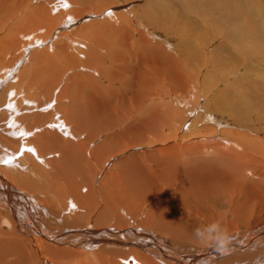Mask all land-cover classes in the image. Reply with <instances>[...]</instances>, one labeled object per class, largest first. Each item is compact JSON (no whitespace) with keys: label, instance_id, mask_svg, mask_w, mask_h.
Listing matches in <instances>:
<instances>
[{"label":"bare ground","instance_id":"1","mask_svg":"<svg viewBox=\"0 0 264 264\" xmlns=\"http://www.w3.org/2000/svg\"><path fill=\"white\" fill-rule=\"evenodd\" d=\"M59 1L62 2V6H64L65 8H66V6H68V7L70 6L66 2V0H59ZM73 1H75V0H73ZM90 1L92 2V0H81L79 3L85 6L86 4L90 3ZM111 1H109V0L108 1L97 0V2H98L97 8H101L100 11L103 12L106 9V7L110 4ZM169 2H170V0H169ZM172 2H174V1H172ZM188 2H189V0H188ZM196 2L198 3L197 5H195L196 8L194 7V11H197V17H198L196 19L197 20L196 22L193 19L191 20V18H190L191 15L189 16L188 13H185L184 16L182 17L176 11H171L172 9H167V8L165 9V8H162V7L157 6L155 4H152V3H150L148 5V9L145 8L146 9L145 13H142V14H144V15H142L144 22L153 23V24L151 26L149 25L150 28H152V31H150L149 33L145 32L143 30L140 32L137 31L138 36L140 37V40L137 39V41H140V43H138L140 45L138 48L141 47V49H140V52L142 55V56H140L141 60L144 63L145 62L146 63L149 62V63L146 64V69L148 71L145 72L144 76L141 77L140 75L137 74L138 77H137V80L135 82L136 83L135 86L137 85L136 92H138V94H136V95L139 96L138 99H140V101H141L142 98H140L141 97L140 95L144 96V95L148 94V93L146 94L145 92L160 89L162 94H159L160 92L157 93L158 97L166 95L167 97H170L169 98L170 103L166 104V102H163V103L160 102V103H158V105L156 107L153 106L154 107L153 112H154L155 116L158 117L157 120H159V118H160L159 130L157 129V131L156 130L153 131V129H152L151 132L149 130H147L148 132H146L145 128L140 127L138 129V128H135L137 126H134L133 124H131L133 126L134 130L131 129L132 126L128 129H131L129 131L133 130L131 132V133H133L132 138H130L128 132L127 131L125 132L124 130L123 131L125 133L122 134L124 137L123 136L117 137V139L118 138L121 139L123 137L122 138V140L124 139L123 140V142H124L123 146H122V144L119 145L121 140L119 142V139H118V141H117V139L116 140L112 139V137H113L112 135L110 136L111 139H109V136H108L107 140L103 139L104 137H102V131L100 130V128H98V127L95 128V126L93 125L94 121L96 120L94 118L96 113H97V115L100 113L97 110V105L95 106V104L98 103V101L95 104H93V102H92L93 99L96 101L97 98H95V97H93V98L87 97L86 98L85 97L86 98V100H85L86 105H84V108H81V109H74L73 108V109H71L76 104H80L74 98L75 101L74 102L72 101L73 103L71 104V108L69 109V108H66V106L62 105L61 101L59 103L58 102L59 100L56 101V99L53 98V95H54L53 93H55V92L52 93L51 86L54 87L56 85H54V84L50 85V83H47L46 81H42L39 79H32V75L34 76V73L32 70H28L29 76H28V74H27V76L30 78H25L23 76L24 74L23 75L21 74L22 77H20L19 83L15 87H13V86L8 87L9 84L7 83V77L12 74L11 71L6 72L9 75H7L6 77L4 76V80L0 79V90H1V93H0V142H1L0 143V263H8V264H126V263H128V264H132V263L133 264H250V262H247V261L248 260L250 261L251 258L255 259V256L257 255L255 252H257V250H258V253H260L258 255L263 256V257H262L261 261L257 260L258 263H256V264H264V237H263L264 235L263 236L260 235V237L258 238L259 239L258 241L255 239H250V240H242L241 242H239L240 240L237 241V238L241 239V237H239V235L238 236L226 235L227 238L222 240V241H221V239L218 240L215 238L213 245L211 247H209L208 250L206 248V250H207L206 252L202 251L203 253H201L199 251L195 252V250H194V252L192 251L193 253H191V250H190V254H186L188 252L183 250V251H181L182 252L181 254H178L177 252L170 254L166 250V248H164L165 241L164 242H161V240L158 241L156 236H150V235L149 236L146 235L147 237L144 235L142 236L140 233L142 230L139 227H142L144 229V227L147 226L145 228L152 229V227H155V229L158 230L160 233L171 235L172 238L176 237V239H180L181 242L183 241L184 243H189V241H192L191 243L195 244L196 243L195 241L198 238L200 239L199 236L207 237L209 239V241L211 239L210 235L206 236L207 234L205 233L206 231H208L207 226L209 224L207 223L208 225L205 226L203 224L204 222L201 223L200 220H193L189 217L190 215L183 216L181 214V212H182V210L185 212L184 207H182L183 209L181 210V212L178 209V207L181 208V204H182L181 201L178 202V199L176 198V200L170 199L172 201V202H170V200H166L162 196H160V194H159L160 192L158 193V190H160V189H158V190L156 189V186L158 188V183L160 184V186H162L164 188L166 187L167 189L168 188L169 189L174 188L173 186L175 185V186H177V189H178V191L175 190L176 193H178V194L182 193L180 195L191 196L193 199H195V198L197 199L199 196H204V197H202V198H204V200L205 199L207 200V197H211V198L217 200L219 197L215 198V195L220 194L222 197L224 195L227 196L226 193H227V191L229 192L230 190L233 191V194H235V193L237 194L238 191L236 190V187L239 185V183L242 179V177H240V173H242V175H243L244 173L249 174L250 172H252V173H257L256 176H261V175H263V176L261 178L262 180L259 181L260 183H258V182L255 183V182H252L249 180L250 182H248V185L250 187L247 190V199H246L247 202L246 203L249 207L255 206L258 203L259 199H264V46H262V44H264V30H263V28H261V31H260V33H257L258 35L256 38L260 43H262L261 46L260 45L259 46L253 45L252 42L254 43V38H253L254 35L253 36L250 35V33L252 32L250 30L252 28V26L250 25L249 14H248L249 12L254 13V17H255V19H257V22H258L257 26L259 27L261 21H263V20H261V15L264 14V10L261 9L262 8V4H260L261 0H226L225 2L222 1L220 3H216L215 0H210V1L206 0V2H205V0H197ZM18 3L15 4V2H12L11 6H10L11 7L9 10V15H11L10 20H12V18H13L12 16L14 15V10H16L17 6L19 5ZM229 3L237 6V8L231 7L232 12H236V14H233V15L229 14V12H230L229 6H231ZM224 4L227 7L224 6ZM143 5H144V3H143ZM202 5L204 7H206V9ZM71 7H72V5H71ZM77 8L79 10H81L79 8V6ZM32 11H33V9H32ZM142 11H143V9H142ZM182 11H183V9H182ZM20 12L22 13V11H20ZM101 12H100V14H101ZM125 12H127V10ZM261 12H262V14H261ZM1 13L3 14L4 11H2ZM113 13H111V14H113ZM27 14H29V13L27 12ZM111 14H110V16H111ZM24 15H25V13H24ZM88 15H90V14L88 13ZM92 15L94 16V14H92ZM240 15H241V17H240ZM4 16H5V14H4ZM60 16H61V18L66 19L67 13L60 14ZM138 16L140 17V14ZM242 16H244V17H242ZM43 17H45V18H43ZM80 17H82V16H80ZM117 17H118L119 24H116V23H115V25L109 24V26H106V28H105V31H107V36L110 35V37L112 39V43L114 41H117L119 43L118 44L119 47H117L116 51L111 52V53H114L112 55L113 57L111 59H114L113 60V61H115L114 65L117 64L116 67L119 69V71L117 72L116 68L113 67L114 71L116 72V75L114 74L111 78L113 83L115 82V80H117V82H118V81H122V79H126L125 76L128 75L129 73L127 71L125 73L124 70L122 69L121 64L124 65L123 59H126L125 65H126V68L128 69V71H130L128 68L129 64L131 63L130 59L135 57L133 52L136 53L138 51L137 50L138 48L135 49L136 46H138L137 44L134 46L133 42H130V43L127 42L128 39L132 40V41L134 40L133 37H134V34L136 32V31L132 32V30L129 28L131 26V21L129 20V18H124V17H121L119 15ZM27 18H28V15H27ZM56 18L50 19L49 13H43V14L39 15L38 17L29 18V20L30 19L37 20L36 22L34 21L35 23H33V21H32V25L39 27V25L40 26H51V25H53L49 22H54V19H56ZM263 18H264V16H263ZM2 19H3V17H2ZM22 19H23V17H22ZM68 19H69V16H67V20ZM119 19H121L122 22H120ZM229 19H236V20L232 21ZM59 20H61V19H59ZM71 20H72V17H71ZM247 20H248V23H247ZM95 21H97V18ZM160 21H162L165 24H168L170 27H172L175 30L174 32L170 31L171 36L168 35L172 39H173V37L177 38L179 36V33L183 34V32H186V35H188V37H189V35H191L194 31H199L201 33H206L205 37L208 39L205 42L206 48L210 47V49L212 50L213 46H211V45H214L212 42H214V39L216 40L218 38V40L220 42H218L219 44H216L218 47L217 51H220L223 48H227V49L237 51V54H232V53L228 54V57L226 58V62L220 61L221 63H216V66H215V63L213 62L215 60V57L214 58L209 57L206 59V51L208 49L205 51V48L203 47V45L200 46V44H202L201 42H200V44L195 42V45H192V46L189 44V45H186L185 47H183L184 46L183 45L182 49L177 50V56L179 54V59H180V56L182 57L183 60L187 59L189 61L190 60L192 61L193 59H195L196 61L202 62V64L205 65L206 67H208V68L211 67V69L210 70L208 69V71L206 72L208 74H205L202 77L206 81L210 80L211 82H214L213 84H208V87L205 86L207 88H206V91L203 90L202 94H205L203 97H202V94H199L198 90L196 93H193L191 95L192 96V102H190L184 108H180V110H178V109L176 110L175 109L176 107L173 108L174 107L173 105H182L183 103H186L189 100H191L190 99L191 96L189 98V96L187 95L190 93H187L185 95L187 97L180 96L181 91L184 88V85H186L190 89L192 87L197 88L196 84L198 83V81H201V79L198 80L196 83V81L192 80L191 74H189L187 71V69L189 67H187L185 65V66H182L183 68H181V65H179L180 66V68H179L176 65V62H173L174 59L170 58L171 56L168 53L167 54L170 57H168L163 52L158 53V52L154 51V49H153L154 47L153 48L150 47V44L148 43L147 39H148V37H150V39H151L152 38L151 36H157V34H156L157 32L155 33V31H154L155 29L158 30L159 32H161L162 34L163 33L167 34L169 32L167 30H164V29L158 27V22H160ZM17 22H20V20ZM66 22H69V21H65L64 23H66ZM100 23H102V22L100 21ZM244 23H246V24H244ZM14 24H16V22ZM29 24H30V22H29ZM29 24H27V25L30 26L31 24L30 25ZM105 24H106V22H105ZM261 24H263V23H261ZM0 26H1V24H0ZM28 26H26V28ZM20 27H22V26H20ZM53 27H51V29ZM140 27H142V29L144 28V30H145V26L143 24L140 25ZM2 28H3V25H2ZM4 28H5V26H4ZM29 28H27L26 30H28ZM90 28H91V26H90ZM246 28H250V29H246ZM31 29H32V26H31ZM85 29H87V28H85ZM100 29L103 30V28H100ZM92 30H93V27H92ZM92 30L90 29V32ZM120 30H121V33H120ZM209 30H210V32H209ZM31 31H33V30H31ZM49 31H51V30H49ZM24 32H26V31H24ZM92 32H94V31H92ZM208 32H209V37H208ZM30 34H32V32ZM85 34H88V32H85L84 35ZM94 34H95V32H94ZM181 34H180V37H181ZM27 35L28 34H24L25 37ZM145 36H147V39L145 38ZM0 37H2V36L0 35ZM16 37H17V35H16ZM21 37H23V36H21ZM21 37H20V39H21ZM58 37H56V38L54 37L55 40ZM73 37L77 39L79 36L78 37L73 36V33L70 34L69 31L67 33L64 32L60 35L59 40L55 44L56 49L51 46L52 49L57 50L56 55H55V59H57V60H53V61L51 60L53 62V65H55L56 63H59L58 65L65 68V70L77 69V68H80L81 70H85V68L82 67L84 65V63H82L79 60L80 57L86 59L87 60L86 62L88 63V65L91 63L93 64L98 60V55L101 56V54L103 53L101 48L108 46V45H106L108 42L107 43L105 42V40H107L108 38H106L105 40L96 38L94 41H91L90 43L85 45L84 44L85 42L84 43L82 42V44L80 42L75 43L74 42L75 40L73 41ZM93 37L95 38L96 36H93ZM188 37H187V39H188ZM42 38H43V36H42ZM252 38H253V40H252ZM158 39H161V37H159ZM55 40H53V41H55ZM108 40H110V39H108ZM164 40H165V42L167 41L166 38H164ZM189 40L192 41V39H189ZM149 41H151V40H149ZM19 42L21 43V41H19ZM104 42H105L106 46H103ZM216 42H217V40H216ZM4 43H6V42H4ZM256 43H257V41H256ZM2 44H0V46ZM38 44H39V42H38ZM108 44H110V43H108ZM134 44H135V42H134ZM113 45L114 44H111V48ZM46 46L49 47L50 45H46ZM178 47L180 48V46H176V48H178ZM0 48H2V47H0ZM3 48H5V47H3ZM121 48H122V50H121ZM173 48H174V46H173ZM2 50H4V49H2ZM17 50H19V49H17ZM20 50H21V48H20ZM23 50H25V49H23ZM135 50H137V51H135ZM173 50H171V51H173ZM9 51H10V49H9ZM71 51H73V52H71ZM14 52H15V50H14ZM106 52H107V50H106ZM159 52H160V49H159ZM164 52H165V50H164ZM181 52H183L185 54H180ZM207 52H209V50ZM4 54H6V53H4ZM191 54H193V56ZM40 55H41V53H40ZM208 55H211V54H208ZM42 56L43 57L46 56L44 59H46L47 57H50L49 51L45 50L43 52ZM103 56H105V55L103 54ZM211 56H213V55H211ZM38 57H40V56H38ZM109 57H110V55H109ZM212 58L214 60H212ZM13 59L14 58H12V61H13ZM103 59H105L104 61H107L106 56ZM175 59H177V58L175 57ZM17 60H19V59H17ZM6 61H8V60H6ZM195 62L193 61L192 64H194ZM32 63H34V62H32ZM41 63L44 64V62H41ZM50 64H52V63H50ZM169 64H173L176 66V69L174 72H172L173 68ZM36 65H35V68H36ZM45 65H46V63H45ZM106 65L107 64H105V66ZM244 66H246L245 72L247 74L250 73L249 76L244 74V72H243V74L245 75V77L243 75H241L242 74L241 71H242V68ZM92 67L94 68V66H92ZM32 68H33V66H32ZM216 68H218L217 70H220V71H217ZM86 69L88 70V68H86ZM89 69H91V68H89ZM110 69H112V68H110ZM162 69H164L166 71H164ZM252 69H254V71H252ZM56 70H57V68H56ZM105 70H107V69H105ZM21 71H22V69H21ZM195 71H197V70H195ZM195 71H194V73H195ZM50 72L53 73V71H50ZM72 72H74V71H72ZM76 72H78V70ZM79 72L81 73V71H79ZM95 72H96V69H95ZM24 73H25V71H24ZM85 73H87V72H85ZM108 73H110V72L108 71ZM3 74L5 75V72ZM90 74H91V72H90ZM93 74H95V73H93ZM73 76H75V75H73ZM84 76H85V78H83L84 80H83L82 85L87 84V83H89V85H91V84H95V82H97V81L91 82L93 80L91 75L86 76L84 74ZM197 76H199V75H197ZM97 77H100V76H98V74H97ZM68 78H70V77L68 76ZM75 78H77V76ZM133 78L136 79L134 76H133ZM71 79H72V77H71ZM193 79H195V76L193 77ZM112 81L108 82L111 85L107 84L105 86V89L107 88L106 91H109V93L115 92L114 94H112L113 95L112 99H116V98L119 99V97L121 96L119 99V102L116 101V103H115V105H118V106H115V107H117V110L121 109V111H120L119 115L117 114L118 116L115 115L116 117L113 116L114 114L112 112L111 113L113 115L108 111V108L111 105H113V103L115 102V100H114V101H112V104L106 102L109 106L106 104L107 105V106H105L106 112H103V113L104 114L110 113V114H107L108 115L107 117H109L110 120H108V119L107 120L111 121V122L116 121L117 123L115 122L114 124H118V121L120 119L123 120L124 123H126V121L129 122V121H131L130 120L131 117L129 116L128 113L126 114L125 110L128 107H131L133 102L136 101V99L134 100L132 98L134 101H132V99H131V101H132L131 106H128L129 102L128 103L126 102V104H128V105L125 104L126 106H128L126 108V106L124 105L125 102L123 100L125 98V96L123 97V95L126 93L125 92L126 89L124 87H120V88L115 87L114 84L112 83ZM71 82H72V80H71ZM6 84H8V85L6 86ZM98 84H99V81H98ZM154 84H155L156 88L153 86ZM120 85H121V82H120ZM129 85L130 84H128V86ZM60 86H62V85H60ZM65 86H66V84H65ZM91 87H93V86H91ZM99 87H100V85H99ZM73 88L71 91H73ZM75 88H77V87L75 86ZM65 89H67V88H65ZM81 89H83V88H81ZM134 89H136V88H134ZM163 89H164V92H163ZM68 90H70V89H68ZM77 90H79V86H78ZM100 90H101V87H100ZM83 92H84V90H83ZM79 93H81V92H79ZM130 93H127V94H130ZM139 93H140V95H139ZM143 93H145V94L143 95ZM178 93H180V94H178ZM56 95H54V97ZM86 95H87V93H86ZM112 95H110V96H112ZM133 96H135V95L133 94ZM100 97H98L99 100H100ZM158 97L155 96V98H153L152 100L161 101L158 99ZM165 97H164V99H166ZM56 98H57V96H56ZM130 98L131 97H129V99H127V100L125 99V101H128V100L130 101ZM164 99H162V100L164 101ZM187 99H189V100H187ZM109 100L110 99H108V101ZM143 100H146V99H143ZM106 101H107V98H106ZM147 101H149V100H147ZM135 103L136 102H134V104ZM137 103H140V102L137 101ZM89 106H91V107H89ZM182 106H184V105H182ZM133 107L135 108V106H133ZM143 107H145V106H143ZM151 108H152V106L150 105V109ZM89 109L91 110V112ZM131 109H133V108H131ZM2 110H7L9 114L7 112H6V114L3 113L5 116L1 117V111ZM140 110L141 109L138 108L137 112H139ZM110 111H114V110L112 109ZM122 112H124V113H122ZM144 112H146V110ZM101 114L102 113H100V115ZM124 114H126L128 117L124 116ZM149 115H150V113H149ZM214 115H216V116H214ZM17 117H19V118L16 119ZM100 117H102V116H100ZM145 117H146V115H145ZM134 118L135 117H133V119ZM222 118L223 119L226 118L225 119L226 122L224 120H222ZM3 120H4V122H3ZM2 122L4 125H1ZM98 122L99 121H97V123ZM155 122L153 123L154 125H155ZM104 123H106L105 120H104ZM133 123H134V121H133ZM148 123L150 124V122H148ZM87 124L90 125L91 127L94 126L95 129L93 127L92 128L88 127ZM114 124L111 126L115 127ZM174 125H177L176 130L174 129V132H173V133H175L173 136V139H176L175 143L172 142V143H170V145H166V146H164L162 144L164 147H161L157 150H154L155 148L153 147L154 149L152 150V152L144 154L145 160L148 159V161H151L150 163H152V164L149 163L150 167L146 168L147 166H145V164H144L145 160L138 158L141 161L140 164L143 166L141 168L147 169V171H146L147 175H145L144 176L145 178L144 179L142 178L143 180H141L139 175L142 172V169L140 168V166L138 164L134 165V163H131V162L128 163L127 162V161H130L131 159L128 160V157L125 156V151L128 149H131V147H134L136 145H140V144H144V143L150 144V135H152V137L155 139L154 141L152 140L153 143L157 142V141H163V139L158 140V137L163 134L165 128L171 127L170 129L172 130V126H174ZM100 126H103V125L101 124ZM218 126H222V128H219ZM224 126H226V128ZM188 127H190L192 136H190V138L187 139L188 142L183 143L182 140H184L185 137L179 136V133L188 129ZM151 128H153V126ZM116 129H118V128H116ZM128 129L126 128L125 130H128ZM209 129L211 130L210 131L211 135H213V137L215 139L207 140L208 142L212 143V146H208V147L206 146V148H202V150L207 151V152L210 151V152H212V154L215 153V155L216 154L219 155V157L221 159H223V161H220V160L215 161L214 160L215 164L213 163V165L210 163H212L214 161L210 162L209 164L207 163L209 166H201L200 165L198 168L203 170V174H200V173H202V170H196V172H194V174L184 173L183 170L187 166L184 165L183 163H182L183 165L180 164V162H179L180 158L178 159V157L176 155L177 152L185 151L188 153H192V152L196 151V153H197V151H199V150H195L196 147L191 148V146H192L191 143L197 139V138H195V136H193V134L195 131L199 132L201 130H209ZM112 130H113L112 128L110 131L108 130L109 133H111V134L115 133V132H111ZM120 130H121L120 133H122L123 132L122 129H120ZM104 133H105V131H104ZM106 133L108 134V132H106ZM116 133H117V131H116ZM118 135L119 134H117V136ZM115 137H116V135H115ZM115 137H113V138H115ZM125 137L126 138L129 137L127 139L126 143H125V140H126ZM169 138L170 137H166L163 142H167V141L170 142ZM98 139H101V140L103 139L104 141L103 140L98 141ZM243 139L245 140L244 142H242ZM10 143L14 144V146H13L12 150H9L10 153L7 154L6 145L11 147L12 145ZM158 144H160V143H158ZM143 147L145 148L146 146H143ZM148 149H150V148H148ZM185 152H183V153H185ZM121 153H124V155H122ZM118 155H122L123 157L125 156L123 161L126 162V165H127L126 169H125V167L120 165L121 169H122V174L117 173L118 169H116V167L115 168L112 167V165H113L112 162H113L114 158ZM159 155L162 158H160ZM164 157H166V158H164ZM227 157L229 158V160L226 159ZM181 158H182V156H181ZM204 162H207V161H204ZM193 163H195V162H192V164ZM228 164H231V165L229 166ZM107 165H108V167L111 166L112 168H110L109 171H105L106 172L105 176L108 179H106L104 177V179L102 180L103 182L105 180H111L115 183V181H116L115 179H118L120 177L119 180H121V182H122L120 185H122L121 187H123L125 181L123 180L124 181L123 182L122 179H124L125 177L128 176V175L126 176V173H125V171H126L127 173H129V176H130L129 179H131L133 184L138 187V188H134L132 185V182L130 181L131 185H132V189L129 188L128 191L132 190V192H133V195H132V193L131 194L128 193L129 195H132V198H129V200H131L130 202L137 201L136 198L138 197L139 193L142 192L141 190H142L143 185H141L139 183L138 179H140L141 183L146 182L145 185H146L148 191H147V193L144 194V199L140 203H141V205L144 203L149 205V206L152 205L153 211H154V213H157V215L160 217L159 219H155L154 217H152V214L145 213L146 217L145 218L143 217L144 220L142 219L143 221L142 220L140 221L138 216H139V208L141 206L139 204H136V202H135V204L137 206L134 205L135 207H130L129 206V205H131V204H129L130 202L128 201L129 203L127 204L126 203L127 201L124 198L126 196V194L125 195L120 194L121 196L118 197L119 199L117 200L118 204H116V207L109 208L110 206L107 205V206H109L108 207L109 211L107 210V208L105 209V207H103L104 209L102 208L103 209L102 211H99L98 205H96V202H94V201H93L94 204L92 206L90 205L91 207H93V211H91L89 209L87 212L83 211L82 207H84V205H86L88 200L90 201V199L88 198V196H90V195L89 194L83 195V194H80V192L77 190L68 189V188H70V185L68 186V184L65 181L69 180L72 177L73 178L78 177L79 183H80V178H81V180L89 178V180L92 182V180H91L92 178L90 179V177L92 175L93 176L95 175V177H96L97 172L99 170L102 171L103 168ZM187 168L189 169L190 167H187ZM120 172H121V170H120ZM238 173H239V176L236 178V174L238 175ZM78 178L76 181H78ZM125 180H126V178H125ZM71 182H73V181H71ZM77 183L78 182H76V184ZM114 183H112V184L109 183L108 185H114ZM69 184H71L72 186L74 185V183L73 184L69 183ZM85 184H87V183H85ZM93 184L94 183H91V185H89V186H92ZM101 185H103L102 182H101ZM105 185L108 186L106 184V181H105ZM127 185H128V183H127ZM72 186H71V188H72ZM106 186H103V187L109 189L110 190L109 193H110L112 191L110 189L111 187L108 186L109 187L108 188ZM114 186H118V185L116 184ZM124 186L126 187V185H124ZM79 188L83 189L81 187H79ZM98 188L99 189L101 188L100 189L101 191L103 190L102 187L100 186V184H99ZM237 188H239V187H237ZM246 188L247 187H245V189ZM99 189H97V191ZM120 190H122V188L118 189L119 192H120ZM124 190H122V191H124ZM249 191H251L255 194L253 198L250 195ZM93 192H96V190ZM105 192L106 191L104 190L103 193H105ZM231 193L232 192H230V194ZM32 194H36V196L32 195ZM112 194H114V193H112ZM112 194L110 196L112 198H114L115 196L113 197ZM178 194H177V196H178ZM227 194H229V193H227ZM99 196L100 195H98V197ZM231 196H232V194H231ZM185 197H184V200H185ZM112 198L110 200L115 201V198L114 199H112ZM96 199H97V197H96ZM238 199H241V198H238ZM101 200H103L102 202H105L104 199H101ZM97 201H99V200H97ZM134 202H132V204ZM198 202H200V201H198ZM263 202H264V200H263ZM90 203H88V204H90ZM179 203H181V204H179ZM194 204H193V207H195ZM200 204H202V203H200ZM99 205L101 206V204H99ZM122 205L129 211L128 213H130V215H131L132 219L135 221V223H137V225L139 224L138 225L139 229L138 228H130V229H125V230H115L114 229L115 227L112 229L100 228L101 227L100 224H102L100 222H102V218H104V216H105L104 219L107 218L108 221H111V222L112 221H114V222L118 221L117 217H120L119 210L120 209L124 210V208L121 207ZM147 205H145V206H147ZM214 205H215V203H214ZM164 206H166V208ZM167 207L169 208V211H164L167 209ZM186 207H188V205ZM233 207H235V205ZM238 207H240V206H238ZM259 207H260V205H259ZM86 208H87V206H86ZM81 209H82L81 213H78ZM140 209L142 210V208H140ZM143 209H144V207H143ZM191 210H189V211H191ZM97 211H99V212H97ZM219 211H221V209ZM234 211H236V210H234ZM149 212H150V210H149ZM191 212H193V210ZM222 212L217 214L216 219L214 217V219L217 221H214V220L213 221L216 222L215 223L216 225H219V226H216L213 224L214 226H213L212 231H214V235L221 233L222 229H223L222 227H224L225 229L228 228L229 226L233 227L231 222H227V223L225 222L224 217L221 219V216H222L221 213ZM36 213H39V216H37ZM215 213H216V210H212V211L208 212L207 213L208 215L206 214L205 217H204V215H205V213H204L203 217L209 221V220L213 219V216H216V215H214ZM238 213H239V211H238ZM238 213H237V215H238ZM65 214H67V215H65ZM195 214H196V212L194 213V215ZM197 214H199L198 211H197ZM239 214H241V213H239ZM95 216H97V217H95ZM198 216H200V215H198ZM191 217H193V216H191ZM56 220H57V224L54 225ZM107 220H106V222H107ZM115 220H117V221H115ZM88 221L89 222L92 221L93 223H88ZM124 222L125 221H123V219H121V223L117 222L118 225L116 223L115 224L118 227L119 226L121 227V226H124ZM223 222L226 223L225 225L223 224L224 226L221 224ZM125 225H126V223H125ZM143 225H144V227H143ZM227 225H228V227H226ZM134 226H136V225H134ZM54 227H56V229ZM256 228H257V232L259 233L261 231L263 232L264 226H262V227L256 226ZM122 229H124V228H122ZM121 231H125L124 233H129L128 235H131L134 233L138 234V237H140L139 236V234H140L142 236V237H140V239H142L143 241L140 240V241H136L135 243H130V242L127 243V242H125L126 240L123 241L124 238L122 240H121V238L116 239V236L117 237L124 236V234L120 233ZM223 232H224V230H223ZM225 232L227 234L226 230H225ZM153 233H155V232H153ZM106 234H109V236H106ZM223 238H225V236ZM200 240L202 241V239H200ZM174 241H176V240H174ZM209 241H207V242H209ZM162 243H164V244H162ZM114 244L115 245H123L124 247L128 246V248H123V247L114 248L113 247L114 249H111L112 245H114ZM209 244H210V242H209ZM131 246L135 247V248H131ZM149 246L153 247V249L152 248L148 249L147 247H149ZM205 246H206V243H205ZM165 247H167V246H165ZM185 247H187V246H185ZM260 248H261V250L259 252ZM121 249H124V250H121ZM243 260L244 261L247 260V261L243 263ZM254 262H256V260L251 261V264H255Z\"/></svg>","mask_w":264,"mask_h":264},{"label":"rangeland","instance_id":"2","mask_svg":"<svg viewBox=\"0 0 264 264\" xmlns=\"http://www.w3.org/2000/svg\"><path fill=\"white\" fill-rule=\"evenodd\" d=\"M29 1V2H28ZM53 1V2H52ZM59 0H0V13L2 12V11H4V13L1 15L0 14V24H1V26H0V35L2 36V37H0V44H2L0 47H2V48H0V79L1 80H4V76L6 77L7 75H9V74H7L6 72L7 71H11V75H9L8 77H7V83L9 84H6V86L8 85V87H15L18 83H19V79H20V77H22V75L25 77V78H30V77H28L29 76V71L28 70H32L33 71V73H34V76L32 75V79H39V80H42V81H46L47 83H50V85H52V84H54V85H56V86H51V91H52V93L53 92H55V93H53L54 95H56L57 96V98H56V96L54 97V95H53V98L54 99H56V101H58L59 103H60V101H61V104L62 105H64V106H66V108H71V104L75 101V100H77L80 104H76L75 106H73L71 109H81V108H84V105H86L85 104V100H86V98L87 97H95V98H97V100L95 101L94 99H93V104H95L97 101H98V103H96L95 104V106L97 105V110L100 112V113H102L101 115H100V113L97 115V113H96V115H95V121H94V123H93V125L95 126V128L96 127H98V128H100V130L102 131V137H104L103 139H108V136H109V139H111V135L113 136V137H115V135H116V137L115 138H113L112 137V139H117V137H121V136H123L122 134L123 133H125L126 131L128 132V134H129V136H130V138H132V134L133 133H131L133 130H134V128H133V126L131 125V124H133L134 126H137V127H135V128H140V127H142V128H145V130H146V132H148L147 130H149L150 132L152 131V129H153V131L154 130H156L157 131V129L159 130V127H160V118H159V120H157V116H155V114H154V107H156L157 105H158V103H160V102H166V104H169L170 102H169V98L170 97H167L166 95V97L165 96H159L158 97V94L157 93H159V94H162L161 93V90L159 89V90H153V91H149V92H145L147 95H144L145 93H143V95L144 96H142V95H140V93H139V95L141 96L140 98H142V100L143 99H146V100H141L140 101V99H138L139 98V96L138 95H136V94H138V92H136V90H137V85L135 86V82H136V80H137V77H138V75H140L141 77L142 76H144L145 75V72H147L148 70L146 69V64H148V63H144L142 60H141V57L140 56H142L141 55V52H140V49H141V47L140 48H138L140 45L138 44V43H140V41H137V39H139L140 40V37L138 36V32L137 31H145V32H150V31H152V28H150V26L153 24V23H148V22H144V19L142 18V15H144V14H142V13H145V11H146V9H148V5L150 4V3H152V4H155V5H157V6H160V7H162V8H167V9H172L171 11H176L179 15H181L182 17L184 16V14L185 13H188L189 14V16H190V18H191V20L193 19L195 22L197 21L196 19L198 18L197 17V11H194V7L196 8V6L195 5H197L198 3L195 1V0H189V2H188V0H170V2H169V0H109V1H111L110 2V4L106 7V9L103 11V12H101L100 11V9L101 8H97L98 7V2H97V0H92V2L90 1V3H88V4H86L85 6L84 5H82V4H80L79 2L81 1V0H75V1H73V0H66V2L68 3V5H70L69 7L68 6H66V8L64 7V6H62V2L61 1H59ZM77 1V2H76ZM96 1V2H95ZM100 1H108V0H100ZM142 1V2H141ZM172 1H174V2H172ZM195 1V2H194ZM210 1V0H209ZM225 2L226 0H215V2L216 3H220V2ZM12 2H15V4L16 3H18L19 5L17 6V8H16V10H14V15L12 16L13 18H12V20H10V17H11V15H9V10H10V6H11V4H12ZM22 2V3H21ZM37 4H35V3ZM127 2V3H126ZM194 2V3H193ZM205 2H206V0H205ZM25 3V4H24ZM125 3V4H124ZM143 3H144V5H143ZM146 3V4H145ZM167 3V4H166ZM188 3V4H187ZM196 3V4H195ZM194 4V5H193ZM200 4V3H199ZM226 4V3H225ZM224 4V6H226ZM230 4V3H229ZM260 4H262V8L261 9H263L264 10V0H261V2H260ZM47 5V6H46ZM71 5H72V7H71ZM162 5V6H161ZM171 5V6H170ZM178 5V6H177ZM191 5V6H190ZM231 6H229V8H230V12H229V14H236V12H232V9H231V7H233V8H237V6L236 5H234V4H230ZM8 6V7H7ZM29 6V7H28ZM36 6V7H35ZM58 6V7H57ZM79 6V8L81 9V10H79L77 7ZM88 6V7H87ZM103 6V5H102ZM203 6V5H202ZM25 9H24V8ZM46 7V8H45ZM62 7V8H61ZM82 7V8H81ZM104 7V6H103ZM204 7V6H203ZM227 7V6H226ZM23 8V9H22ZM41 10H40V9ZM89 8V9H88ZM146 8V9H145ZM205 9H206V7H204ZM224 8V7H223ZM32 9H33V11H32ZM50 9V10H49ZM71 9V10H70ZM78 9V10H77ZM114 9V10H113ZM142 9H143V11H142ZM174 9V10H173ZM182 9H183V11H182ZM192 9V10H191ZM31 10V11H30ZM65 10V11H64ZM76 12H75V11ZM97 10V11H96ZM127 10V12H125ZM132 12H131V11ZM19 11V12H18ZM20 11H22V13L20 12ZM40 11V12H39ZM131 13H130V12ZM185 11V12H184ZM192 11V12H191ZM27 12L29 13V14H27ZM38 14H37V13ZM42 12V13H41ZM58 12V13H57ZM100 12H101V14H100ZM114 12V13H113ZM123 12V13H122ZM18 13V14H17ZM24 13H25V15H24ZM43 13H49L50 14V19L51 18H56V19H54V22H49V23H51V24H53V25H51V26H40L39 25V27L37 26H34V25H32V21H33V23H35L37 20H33V19H30L29 20V18H34V17H38L39 15H41V14H43ZM64 13H67V16H69V19L67 20V16H66V19H63V18H61V16H60V14H64ZM88 13L90 14V15H88ZM111 13H113V14H111ZM120 13V14H119ZM4 14H5V16H4ZM16 14V15H15ZM36 14V15H35ZM52 14V15H51ZM70 14V15H69ZM92 14H94V16L92 15ZM110 14H111V16H110ZM140 14V17L138 16ZM249 14V20H250V25L252 26V28L250 29V28H246V29H250L252 32V34L250 33V35H254L253 36V38H254V43L252 42V44L253 45H257V46H261V44L262 43H260L256 38H257V33H260V31H261V28H263V30H264V18H263V16H264V14L263 15H261V20H263V21H261V23H263V24H261L260 23V26L258 27L257 26V19H255V17H254V13H248ZM261 14H262V12H261ZM27 15H28V18H27ZM32 15V16H31ZM35 15V16H34ZM56 15V16H55ZM72 15V16H71ZM74 15V16H73ZM113 15V16H112ZM121 16V17H124V18H129V20L131 21V26L129 27L131 30H132V32H134V31H136L135 32V34H134V40L132 41V40H127V42L128 43H130V42H133V45L135 46L136 44L138 45V46H136V48L135 49H137V50H135V51H137L136 53L135 52H133V54L135 55V57H133L132 59H130V64H129V70L130 71H128V69L126 68V59H123V63H124V65L123 64H121V66H122V69L124 70V72L126 73V71L129 73L128 75H126L125 76V78L126 79H122V81H118L117 82V80H115V82L113 83V81L111 80V78H112V76L115 74L116 75V72L114 71V69H113V67H115L116 68V70H117V72L119 71V69L116 67L117 66V64H115L114 65V63H115V61H113L114 59H111L113 56V54L114 53H111V52H115L116 51V49H117V47H119V43L117 42V41H114L113 43H112V39H111V37H110V35H108L107 36V31H105V28H106V26H109V24H114L115 25V23L116 24H119V21H118V17L117 16ZM123 15V16H122ZM193 15V16H192ZM17 16V17H16ZM20 16V17H19ZM23 17V19H22V17ZM31 16V17H30ZM80 16H82V17H80ZM84 16V17H83ZM105 16V17H104ZM116 16V17H115ZM2 17H3V19H2ZM6 17V18H5ZM46 17V16H45ZM45 17H43V18H45ZM71 17H72V20H71ZM110 17V18H109ZM112 17V18H111ZM114 17V18H113ZM240 17H241V15H240ZM242 17H244V16H242ZM8 18V19H7ZM21 18V19H20ZM26 18V19H25ZM96 18H97V21H95L96 20ZM246 18V17H245ZM2 19V20H1ZM20 20V22H17V21H19ZM42 19V18H41ZM59 19H61V20H59ZM104 21H103V20ZM4 20V21H3ZM8 20V21H7ZM10 20V21H9ZM25 20V21H24ZM99 20V21H98ZM117 20V21H116ZM120 20V22H122V20L121 19H119ZM229 20H232V21H234V20H236V19H229ZM13 21V22H12ZM35 21V22H34ZM56 21V22H55ZM63 21V22H62ZM65 21H69V22H66V23H64ZM100 21L102 22V23H100ZM108 21V22H107ZM112 21V22H111ZM9 22V23H8ZM16 22V24H14ZM26 22V23H25ZM29 22H30V24H29ZM99 22V23H98ZM104 22V23H103ZM105 22H106V24H105ZM110 22V23H109ZM4 23V24H3ZM6 23V24H5ZM20 23V24H19ZM59 23V24H58ZM63 23V24H62ZM96 23V24H95ZM98 23V24H97ZM108 23V24H107ZM145 23V24H144ZM247 23H248V20H247ZM14 24V25H13ZM27 24H29L30 26H28ZM58 24V25H57ZM101 24V25H100ZM122 24V23H121ZM144 25L145 26V30H144V28L142 29V27H140V25ZM244 24H246V23H244ZM2 25H3V28H4V26H5V28L3 29L2 28ZM123 25V24H122ZM133 25V26H132ZM150 25V26H149ZM13 26V27H12ZM20 26H22V27H20ZM25 26V27H24ZM26 26H28L27 28H29L28 30H26L27 28H26ZM31 26H32V29H31ZM54 26V27H53ZM57 26V27H56ZM90 26H91V28H90ZM104 26V27H103ZM124 26V25H123ZM25 29H24V28ZM48 27V28H47ZM51 27H53L52 29H51ZM89 27V28H88ZM92 27H93V30H92ZM158 27H160V28H162V29H164V30H167V31H169L167 34H162L161 32H159L158 30H154L155 31V33L157 34V36H151L152 38L150 39V37H148V39H147V36H145V38L147 39V41H148V43L150 44V47L151 48H153L154 49V51H156V52H158V53H161V52H163V53H165L168 57H170V58H173L174 59V61L173 62H176V65L180 68V66L179 65H181V68H183L182 66H187V67H189L188 69H187V71H188V73L189 74H191V76H192V80H194V81H196V83H197V81L198 80H200L201 79V81H198V83L196 84L197 85V88H195V87H192L191 89L189 88V87H187L186 85H184V88H183V90L181 91V94L180 93H178V94H180V96H184V97H187V96H185L187 93H190V94H187L188 96H189V98H190V96L193 94V93H196L197 92V90H198V92H199V94H202L203 93V90H205L206 91V88L208 87V84H213L214 82H211L210 80H208V81H206L205 79H203V77L202 76H204L205 74H208V73H206L207 71H208V69L210 70L211 69V67H206L205 65H203L202 64V62H199V61H196L195 59H193L192 61L190 60H183L182 59V57L180 56V59H179V54H178V56H177V50L178 49H182L183 47H185L186 45H195V42L196 43H199L200 44V42L202 43V44H200V46H202L203 45V47L205 48V51L208 49L209 50V52H207L206 51V59L207 58H209V57H215V60L212 58V60H214L213 62L215 63V66H216V63H221V62H226V58L228 57V54H230V53H232V54H237V51H235V50H231V49H227V48H223L222 50H220V51H217V45L216 44H219L218 42H220L219 40H218V38L216 39L217 40V42H216V40L214 39V42H212L214 45H211V46H213V48H212V50L210 49V47H205L206 45H205V42H206V40H208L206 37H205V34L206 33H201V32H199V31H194L191 35H189V37H188V35H186V32H183V34H181V33H179V36L176 38V37H173V39L172 38H170V34H171V32L170 31H175L172 27H170L168 24H165V23H163L162 21H160V22H158ZM22 28V29H21ZM45 28V29H44ZM64 28V29H63ZM67 28V29H66ZM85 28H87V29H85ZM100 28H103V30L102 29H100ZM260 28V29H259ZM14 29V30H13ZM48 29V30H47ZM61 29V30H60ZM90 29L92 30V31H94L95 32V34H94V32H90ZM98 29V30H97ZM141 29V30H140ZM3 30V31H2ZM8 30V31H7ZM31 30H33V31H31ZM49 30H51V31H49ZM53 30V31H52ZM87 30V31H86ZM103 32H101V31ZM107 30V29H106ZM249 30V31H250ZM14 31V32H13ZM24 31H26V32H24ZM37 31V32H36ZM42 31V32H41ZM44 31V32H43ZM69 31V33L70 34H72L73 33V36H79L77 39L76 38H74L73 37V41L76 43H78V42H80L81 44H82V42L86 45V44H88V43H90L91 41H94L96 38L97 39H102V40H105L106 38H108V39H110V40H105V42L107 43H110V44H106V45H108V46H106L105 45V42H104V44H103V46H106V47H103V48H101L102 49V51H103V53L101 54V56L100 55H98V60L95 62V63H91V64H89L88 65V63L86 62L87 60L86 59H84V58H81L80 57V61L82 62V63H84V65L82 66V67H84L85 68V70H81L80 68H77V69H69V70H65V68H63V67H61L60 65H58L59 63H56L55 65H53V60H57V59H55V55H56V51L57 50H55L56 48H55V44L57 43V41L59 40V38H60V35L62 34V33H67ZM19 32V33H18ZM21 32V33H20ZM28 32V33H27ZM32 32V34H30ZM46 32V33H45ZM78 34H77V33ZM80 32V33H79ZM83 32V33H82ZM85 32H88V34H85L84 35V33ZM209 32H210V30H209ZM209 32H208V37H209ZM61 33V34H60ZM120 33H121V30H120ZM160 33V34H159ZM185 33V34H184ZM21 34V35H20ZM24 34H28L26 37L24 36ZM42 34V35H41ZM56 34V35H55ZM137 34V35H136ZM180 34H181V37H180ZM6 35V36H5ZM16 35H17V37H16ZM89 35V36H88ZM168 35H170V36H168ZM183 35V36H182ZM10 36V37H9ZM21 36H23V37H21ZM41 36V37H40ZM42 36H43V38H42ZM51 38H50V37ZM59 36V37H58ZM84 36V37H83ZM93 36H96L95 38L93 37ZM106 36V37H105ZM9 37V38H8ZM14 37V38H13ZM20 37H21V39H20ZM34 37V38H33ZM45 37V38H44ZM56 37H58L56 40H55V38ZM159 37H161V39H158ZM166 38V42H165V40H164V38ZM187 37H188V39H187ZM13 38V39H12ZM84 38V39H83ZM86 38V39H85ZM136 38V39H135ZM176 38V39H175ZM253 38H252V40H253ZM13 41H12V40ZM16 39V40H15ZM18 39V40H17ZM27 39V40H26ZM32 39V40H31ZM39 39V40H38ZM48 39V40H47ZM51 39V40H50ZM88 39V40H87ZM90 39V40H89ZM184 39V40H183ZM189 39H192V41H190ZM7 40V41H6ZM25 40V41H24ZM53 40H55V41H53ZM149 40H151V41H149ZM171 42H170V41ZM186 40V41H185ZM196 40V41H195ZM202 40V41H201ZM19 41H21V43L19 42ZM23 41V42H22ZM184 41V42H183ZM194 41V42H193ZM256 41H257V43H256ZM4 42H6V43H4ZM25 42V43H24ZM38 42H39V44H38ZM87 42V43H86ZM134 42H135V44H134ZM175 42V43H174ZM189 42V43H188ZM216 42V43H215ZM10 43V44H9ZM49 43V44H48ZM192 43V44H191ZM16 44V45H15ZM33 44V45H32ZM41 44V45H40ZM44 44V45H43ZM111 44H114L113 46H112V48H111ZM117 44V45H116ZM153 44V45H152ZM156 44V45H155ZM168 44V45H167ZM171 44V45H170ZM4 45V46H3ZM13 45V46H12ZM46 45H50L49 47L48 46H46ZM110 45V46H109ZM155 45V46H154ZM184 45V46H183ZM26 46V47H25ZM42 46V47H41ZM53 48H55V49H52V47ZM122 46V45H121ZM161 46V47H160ZM168 46V47H167ZM173 46H174V48H173ZM176 46H180V48L178 47V48H176ZM183 46V47H182ZM190 46V47H191ZM256 46V47H257ZM262 46H264V44H262ZM3 47H5V48H3ZM23 47V48H22ZM110 47V48H109ZM172 49H171V48ZM20 48H21V50H20ZM41 48V49H40ZM45 48V49H44ZM105 48V49H104ZM108 48V49H107ZM176 48V49H175ZM2 49H4V50H2ZM9 49H10V51H9ZM17 49H19V50H17ZM23 49H25V50H23ZM50 49V50H49ZM52 49V50H51ZM159 49H160V52H159ZM167 49V50H166ZM174 49V50H173ZM7 50V51H6ZM14 50H15V52H14ZM27 50V51H26ZM43 50V51H42ZM45 50H48L49 51V54H50V57H47L46 59H44L46 56H42V54H43V52L45 51ZM106 50H107V52H106ZM121 50H122V48H121ZM164 50H165V52H164ZM171 50H173V51H171ZM176 50V51H175ZM23 51V52H22ZM176 53H175V52ZM3 52V53H2ZM8 52V53H7ZM13 52V53H12ZM22 52V53H21ZM25 52V53H24ZM28 52V53H27ZM30 52V53H29ZM37 52V53H36ZM52 52V53H51ZM55 52V53H54ZM71 52H73V51H71ZM4 53H6V54H4ZM40 53H41V55H40ZM106 53V54H105ZM170 55H168V54ZM172 53V54H171ZM14 54V55H13ZM29 54V55H28ZM37 54V55H36ZM103 54L106 56V60L107 61H104L105 59H103V58H105V56H103ZM180 54H185V53H183V52H181ZM208 54H211V55H213V56H211V55H208ZM6 55V56H5ZM109 55H110V57H109ZM175 55V56H174ZM192 56H193V54H191ZM12 56V57H11ZM38 56H40V57H38ZM174 56V57H173ZM208 56V57H207ZM5 57V58H4ZM7 57V58H6ZM31 57V58H30ZM35 57V58H34ZM103 57V58H102ZM138 57V58H137ZM175 57L177 58V59H175ZM12 58H14L13 59V61H12ZM23 58V59H22ZM25 58V59H24ZM27 58V59H26ZM33 58V59H32ZM49 58V59H48ZM110 58V59H109ZM194 58V57H193ZM3 61H2V60ZM5 59V60H4ZM17 59H19V60H17ZM205 59V60H206ZM225 59V60H224ZM6 60H8V61H6ZM33 60V61H32ZM41 62H44V64L43 63H41ZM45 60V61H44ZM52 60V61H51ZM85 60V61H84ZM104 62H103V61ZM136 60V61H135ZM141 60V61H140ZM177 60V61H176ZM180 62H179V61ZM37 61V62H36ZM48 61V62H47ZM110 63H109V62ZM183 61V62H182ZM195 62L194 64H192V62ZM221 61V62H220ZM7 62V63H6ZM14 62V63H13ZM16 62V63H15ZM24 62V63H23ZM32 62H34V63H32ZM179 62V63H178ZM18 63V64H17ZM28 63V64H27ZM31 65H30V64ZM40 63V64H39ZM45 63H46V65H45ZM50 63H52V64H50ZM183 63V64H182ZM190 63V64H189ZM197 63V64H196ZM6 64V65H5ZM22 64V65H21ZM26 64V65H25ZM37 64V65H36ZM105 64H107L106 66H105ZM109 64V65H108ZM2 65V66H1ZM10 65V66H9ZM30 65V66H29ZM35 65H36V68H35ZM40 65V66H39ZM170 66H172V72H174L175 71V69H176V66L175 65H173V64H169ZM32 66H33V68H32ZM92 66H94V68L92 67ZM195 66V67H194ZM5 67V68H4ZM24 67V68H23ZM29 67V68H28ZM31 67V68H30ZM41 67V68H40ZM54 67V68H53ZM103 69H102V68ZM105 67V68H104ZM245 67L246 66H244L243 68H242V71H241V75H243L244 77H245V75L244 74H246L247 76H249L250 75V73H246L245 72ZM19 68V69H18ZM56 68H57V70H56ZM86 68H88V70L86 69ZM89 68H93L92 70L91 69H89ZM110 68H112V69H110ZM149 68V67H148ZM196 68V69H195ZM202 68V69H201ZM4 69V70H3ZM6 69V70H5ZM21 69H22V71H21ZM27 71H26V70ZM61 69V70H60ZM95 69H96V72H95ZM105 69H107V70H105ZM218 68H216V70H217ZM3 70V71H2ZM43 70V71H42ZM60 70V71H59ZM78 70V72H76ZM91 70V71H90ZM162 70H164V69H162ZM195 70H197V71H195ZM13 71V72H12ZM18 71V72H17ZM24 71H25V73H24ZM50 71H53V73L52 72H50ZM55 71V72H54ZM58 71V72H57ZM72 71H74V72H72ZM79 71H81V73L79 72ZM87 72V73H85V72ZM91 72V74H90V72ZM93 71V72H92ZM103 71V72H102ZM108 71L110 72V73H108ZM112 71V72H111ZM164 71H166V70H164ZM194 71H195V73H194ZM200 71V72H199ZM217 71H220V70H217ZM252 71H254V69H252ZM5 72V75L3 74ZM28 72V73H27ZM102 72V73H101ZM192 72V73H191ZM243 72H244V74H243ZM2 73V74H1ZM18 75H17V74ZM46 73V74H45ZM93 73H95V74H93ZM106 73V74H105ZM201 73V74H200ZM22 74V75H21ZM27 74H28V76H27ZM67 74V75H66ZM84 74L86 75V76H88V75H91V77L93 78V80L91 81V82H95V81H97V82H95V84H91V85H89V83H87V84H84V85H82V83H83V78H85V76H84ZM88 74V75H87ZM97 74H98V76H100V77H97ZM100 74V75H99ZM102 74V75H101ZM110 74V75H109ZM112 74V75H111ZM119 74V73H118ZM138 74V75H137ZM195 76V79H193V75ZM196 74V75H195ZM2 75V76H1ZM21 75V76H20ZM73 75H75V76H73ZM80 75V76H79ZM94 75V76H93ZM104 75V76H103ZM197 75H199V76H197ZM65 76V77H64ZM68 76L70 77V78H68ZM77 76V78H75ZM103 76V77H102ZM133 76L136 78V79H134L133 78ZM201 76V77H200ZM42 77V78H41ZM71 77H72V79H71ZM129 77V78H128ZM197 77V78H196ZM54 78V79H53ZM56 78V79H55ZM199 78V79H198ZM51 79V80H50ZM62 79V80H61ZM100 79V80H99ZM207 79V78H206ZM6 80V79H5ZM13 82H12V81ZM55 80V81H54ZM61 80V81H60ZM71 80H72V82H71ZM125 80V81H124ZM130 80V81H129ZM203 80V81H202ZM15 81V82H14ZM57 81V82H56ZM68 81V82H67ZM75 81V82H74ZM98 81H99V84H98ZM109 81H112V83L114 84V86L115 87H124L126 90H125V94L123 95V97L125 96V98L123 99L124 100V105L126 104V102L129 104H126V105H128V106H131V102L132 101H134L135 99H136V101H134V102H136L135 104H134V102H133V104H132V106L131 107H128V106H126V110H125V112H126V114L128 113L129 114V116L131 117L130 118V120L131 121H126V123H124V121L123 120H119L118 121V124H114L115 122L114 121H108V120H110V118L109 117H107L108 115L107 114H110L111 112L114 114H112L114 117H116L115 115H119L120 114V111H121V109H118L117 110V107H115V106H118V105H115V103H116V101L117 102H119V99H120V97H119V99L118 98H116V99H112V97H113V95L112 94H114L115 92H110L109 93V91H106V89H105V86L108 84V85H111L110 83H108ZM210 81V82H209ZM63 82V83H62ZM78 82V83H77ZM120 82H121V85H120ZM56 83V84H55ZM66 84V86H65V84ZM119 83V84H118ZM224 83V82H223ZM69 84V85H68ZM75 84V85H74ZM79 84V85H78ZM123 84V85H122ZM128 84H130L129 86H128ZM21 85V84H20ZM60 85H62V86H60ZM72 87H71V86ZM99 85H100V87H101V90H100V87H99ZM199 85V86H198ZM65 88H67V89H65ZM75 86L77 87V88H75ZM78 86H79V90H77L78 89ZM91 86H93V87H91ZM98 86V87H97ZM155 88H156V86H155V84L153 85ZM186 86V87H185ZM205 86H207V87H205ZM71 87V88H70ZM75 89H74V88ZM130 87V88H129ZM201 87V88H200ZM204 87V88H203ZM72 88H73V91H71L72 90ZM81 88H83V89H81ZM95 88V89H94ZM134 88H136V89H134ZM55 89V90H54ZM68 89H70V90H68ZM186 89V90H185ZM190 91H188V90ZM54 90V91H53ZM64 90V91H63ZM81 90V91H80ZM83 90H84V92H83ZM95 90V91H94ZM135 90V91H134ZM98 91V92H97ZM184 91V92H183ZM192 91V92H191ZM194 91V92H193ZM201 91V92H200ZM78 92V93H77ZM79 92H81V93H79ZM87 93V95H86V93ZM96 92V93H95ZM131 92V93H130ZM163 92H164V89H163ZM186 92V93H185ZM0 93H1V90H0ZM70 93V94H69ZM76 93V94H75ZM95 93V94H94ZM127 93H130V94H127ZM135 95V96H133V94ZM185 93V94H184ZM73 94V95H72ZM98 94V95H97ZM132 94V95H131ZM157 94V95H156ZM184 94V95H183ZM72 97H71V96ZM84 95V96H83ZM89 95V96H88ZM97 95V96H96ZM110 95H112V96H110ZM130 95V96H129ZM205 94H202V97L204 96ZM102 98H101V97ZM138 96V97H137ZM150 98H149V97ZM155 96L156 97H158V99L159 100H161V101H158V100H152L153 98H155ZM86 97V98H85ZM98 97H100V100H99V98ZM111 97V98H110ZM115 97V96H114ZM127 97V98H126ZM129 97H131L130 98V101L128 100V101H125V99L127 100V99H129ZM136 97V98H135ZM164 97L166 98V99H164ZM70 98V99H69ZM74 98H75V100H74ZM105 98V99H104ZM106 98H107V101H106ZM134 100H133V99ZM164 99V101L162 100V99ZM61 99V100H60ZM102 99V100H101ZM108 99H110L109 101H108ZM112 99V100H111ZM131 99H132V101H131ZM152 101H151V100ZM191 100H189V99H187V100H189L188 102H186V103H183L182 105H184V106H182V105H173L172 107L173 108H175L176 110L178 109V110H180V108H184L185 106H187L190 102H192V96H191V98H190ZM65 100V101H64ZM115 100V102L113 103V105H111L109 108H108V111L110 112V113H103V112H106V110H105V106H107L108 104L106 103V102H108V103H110V104H112V101H114ZM147 100H149V101H147ZM73 101V102H72ZM137 101H139L140 103H137ZM63 102V103H62ZM68 102V103H67ZM102 105H101V104ZM107 104V105H106ZM142 104V105H141ZM145 104V105H144ZM152 106V108L150 109V105ZM92 105V104H91ZM104 105V106H103ZM69 106V107H68ZM109 106V105H108ZM133 106H135V108L133 107ZM139 106V107H138ZM143 106H145V107H143ZM154 106V107H153ZM77 107V108H76ZM89 107H91V106H89ZM144 109H143V108ZM179 107V108H178ZM131 108H133V109H131ZM138 108H140L141 110L139 111V112H137V109ZM116 110L115 112L114 111H110V110ZM131 109V110H130ZM90 110V109H89ZM88 110V111H89ZM146 110V112H144V111ZM150 110V111H149ZM152 110V111H151ZM182 110V109H181ZM5 111V112H4ZM107 111V112H108ZM132 111V112H131ZM6 112L8 113V111L7 110H2L1 111V117H3V116H5L4 114H6ZM90 112H91V110H90ZM89 112V113H90ZM144 112V113H143ZM4 113V114H3ZM122 113H124V112H122ZM141 113V114H140ZM149 113H150V115H149ZM3 114V115H2ZM9 114V113H8ZM7 114V115H8ZM93 114V113H92ZM126 114H124V116H127ZM135 114V115H134ZM106 115V116H105ZM117 115V116H118ZM145 115H146V117H145ZM100 116H102V117H100ZM104 116V117H103ZM111 116V115H110ZM121 116V115H120ZM135 117L134 119H133V117ZM214 116H216V115H214ZM20 117V116H19ZM19 117H17L16 119H18ZM128 117V116H127ZM137 117V118H136ZM141 117V118H140ZM99 118V119H98ZM102 120H101V119ZM106 118V119H105ZM121 118V117H120ZM227 118V117H226ZM226 118H222V120H224L225 122H226ZM108 119V120H107ZM228 119V118H227ZM104 120H105V122L106 123H104ZM125 120V119H124ZM134 121V123H133V121ZM156 122H155V121ZM97 121H99L98 123H97ZM3 122H4V120H3ZM3 122H2V124L1 125H4L3 124ZM111 122V123H110ZM121 122V123H120ZM148 122H150V124L148 123ZM155 122V125L153 124ZM104 123V124H103ZM109 123V124H108ZM117 123V122H116ZM129 125H128V124ZM102 124L103 126H100V125ZM115 125V127L113 126H111V125ZM126 124V125H125ZM147 124V125H146ZM88 125V124H87ZM111 127H110V126ZM117 125V126H116ZM121 125V126H120ZM94 126H92L93 128H94ZM107 126V127H106ZM109 126V127H108ZM129 126V127H128ZM132 126V128L131 129H133L132 131H129V130H131V129H128V128H130ZM153 126V128H151V127ZM175 126V127H174ZM174 126H172V130L170 129L171 127H169V128H165L164 129V132H163V134L161 135V136H159L158 137V140H161V139H163V141L165 140V138L166 137H170L169 138V141L170 142H163V141H157L158 143H160V144H158L157 142H152V140L154 141L155 139L152 137V135H150V144L149 143H144V144H140V145H136V146H134V147H131V149H128V150H126L125 151V156L126 157H128V160H130V161H127L128 163H134V165H136V164H138L139 166H140V168L141 167H143L141 164H140V160L139 159H144L145 160V158H144V154L145 153H150V152H152V150L154 149V150H157V149H159V148H161V147H164V146H166V145H170V143H172V142H176L175 140L176 139H173V136H174V134L175 133H173L174 132V129L176 130V127H177V125H174ZM88 127H90V128H92L90 125H88ZM148 127V128H147ZM219 128H222V126H218ZM225 128H226V126H224ZM94 128V129H95ZM103 128V129H102ZM111 128L114 130H112L111 132H115V133H109V131L111 130ZM116 128H118V129H116ZM128 129V130H125V129ZM116 129V130H115ZM120 129H122V133H120L121 132V130ZM109 130V131H108ZM119 130V131H118ZM104 131H105V133L106 132H108V134L106 133H104ZM116 131H117V133H116ZM210 129L209 130H201V131H195L194 132V134H193V136H195V138H197L194 142H192L191 143V148H194V147H196L195 148V150H201L200 152L199 151H197V153H196V151H194V152H192V153H188V152H185V151H181V152H177V157H178V159H179V162H180V164L181 165H186L187 167H190L189 169L186 167L184 170H183V172L184 173H192V174H194V172H196V170H202V169H199L198 167L201 165V166H209L208 164L210 163V162H212V161H217V160H220V161H223V159H221L220 157H219V155H215V153L214 154H212V152H210V151H203L202 150V148H206V146L208 147V146H212V143H210V142H208L207 140H211V139H215L214 137H213V135H211V133H210ZM190 132V133H189ZM204 132V133H203ZM173 133V134H172ZM110 134V135H109ZM117 134H119L118 136H117ZM170 134V135H169ZM191 134V130H190V127H188V129H186V130H184V131H182V132H180L179 133V136H184L185 137V139L184 140H182V142L183 143H186V142H188V140L187 139H189L190 138V136H192V134ZM208 134V135H207ZM186 135V136H185ZM207 135V136H206ZM164 136V137H163ZM124 137V136H123ZM122 137V138H123ZM162 137V138H161ZM210 137V138H209ZM122 138L121 139H119V142H120V140H121V142L119 143V145L120 144H122V146H123V140H122ZM126 138V137H125ZM129 138V137H128ZM128 138H126V140H125V143L127 142V139ZM204 138V139H203ZM102 139V140H103ZM118 139H117V141H118ZM157 139V138H156ZM102 141L101 139H98V141ZM172 140V141H171ZM104 141V140H103ZM199 141V142H198ZM201 141V142H200ZM245 140L243 139L242 140V142H244ZM1 143V142H0ZM210 143V144H209ZM3 144V143H2ZM12 146L10 147V146H8V145H6V149H7V154H9L10 152H9V150H12L13 149V146H14V144H12V143H10ZM164 146H163V145ZM201 144V145H200ZM208 144V145H207ZM4 145V144H3ZM156 145V146H155ZM203 145V146H202ZM143 146H146L145 148L143 147ZM141 147V148H140ZM154 147V148H153ZM158 147V148H157ZM137 148V149H136ZM148 148H150V149H148ZM136 150V151H135ZM145 150V151H144ZM183 152H185V153H183ZM133 153V154H132ZM196 153V154H195ZM199 153V154H198ZM202 153V154H201ZM122 155H124V153H121ZM186 154V155H185ZM205 154V155H204ZM209 154V155H208ZM211 154V155H210ZM122 155H118V156H116L115 158H114V160H113V162H112V167L113 168H115L116 167V169H118V171H117V173H121L122 174V169H121V166H123V167H125V169H126V167H127V165H126V162H124L123 160H124V157L122 156ZM128 155V156H127ZM192 155V156H191ZM207 155V156H206ZM133 156V157H132ZM136 156V157H135ZM160 156V155H159ZM181 156H182V158H181ZM185 156V157H184ZM123 157V158H122ZM135 157V158H134ZM139 158V159H138ZM160 158H162L161 156H160ZM164 158H166V157H164ZM216 158V159H215ZM227 160H229V158L227 157L226 158ZM16 160V159H15ZM148 159L147 160H145L144 161V164H145V166H147L146 168H148V167H150V165H149V163L151 162V161H148ZM184 161V162H183ZM187 161V162H186ZM204 161H207V162H204ZM215 161L214 162H212V163H210V164H212L213 165V163L215 164ZM192 162H195V163H193L192 164ZM199 162V163H198ZM183 163V164H182ZM187 163V164H186ZM208 163V164H207ZM150 164H152V163H150ZM197 164V165H196ZM121 165V166H120ZM191 165V166H190ZM229 166L231 165V164H228ZM119 166V167H118ZM196 166V167H195ZM111 166L110 167H108V165L107 166H105L104 168H103V170L101 171V170H99L98 172H97V175H96V177H95V175L93 176H91L90 177V179L92 180V182L89 180V178H87V179H84V180H81V178H80V183H79V178L78 177H75V178H70L69 180H66L65 182L68 184V186L70 185V188H68V189H71V190H77V191H79L80 192V194H83V195H87V194H89L90 196H88V198L90 199V201L88 200L87 201V203H86V205H84V207H82V209H83V211L84 212H87L88 211V209L89 210H91V211H93V207H91L93 204H94V202H96V205H98V208H99V211H102L104 208L103 207H105V209L107 208V210L109 211V208H111V207H116V204H118V197L119 196H121V195H125L126 194V196L124 197L125 198V200L127 201L126 203L128 204L131 200H129V198H132V195H133V192H132V190H130V191H128L129 190V188L130 189H132V185H133V187L134 188H138L136 185H134L133 184V182H132V180L131 179H129L130 178V176H129V173H127L126 171H125V173H126V176L127 177H125L126 178V180H125V178L124 179H122V181L124 182V185H126V187L123 185V187H121L122 185H120L122 182H121V180H119L120 179V177L118 178V179H115L116 181H115V183L113 182V181H111V180H105L106 181V184L108 185L109 183L110 184H112V183H114V185H118V186H114V185H108L109 187H111L110 189L112 190L110 193L112 194V193H114V194H112V196L115 198V201H111L110 199L112 198L110 195V193H109V189H107V188H105V187H103V186H106L105 185V181L103 182L102 180L104 179V177L106 178V179H108L105 175H106V172L105 171H109L110 170V168H112ZM142 169V168H141ZM120 170H121V172H120ZM186 170V171H185ZM146 171H147V169H142V172L140 173V179L141 180H143L145 177V175H147L146 174ZM192 171V172H191ZM259 172V171H258ZM200 174H203V170H202V173H200ZM242 173H240V177H242V179H241V181H240V183H239V185L237 186V187H239V188H237L236 187V190L238 191L237 192V194L235 193V194H233V191L232 190H230L229 192L227 191V193H229V194H227L226 193V195L227 196H221L220 194H218V195H215V198H217V197H219L217 200H215V199H213V198H211V197H207V200L205 199L204 200V198H202V197H204V196H199L196 200L195 199H193L191 196H186V195H180V194H182V193H180V194H178V193H176V191L175 190H177L178 191V189H177V186H173L174 188H171V189H167L166 187V189L164 188V187H162V186H160V184L158 183V188H157V186H156V189L158 190V189H160V190H158V193L160 194V196H162L164 199H166V200H170V199H174V200H176V198L178 199V202H180L181 201V203L183 204H181V203H179V204H181V208H179L178 207V209L180 210V212H181V210L183 209L182 207H184V210H185V212L182 210V212H181V214L183 215V216H188V215H190L189 217L191 218V219H193V220H200L201 221V223L202 222H204L203 224L205 225V226H207L208 224V228H207V230L208 231H206L205 233L207 234L206 236H209L210 235V237H211V239H210V241H209V239L207 238V237H201V236H199L200 237V239H202V241L198 238L195 242V244L194 243H191L192 241H189V243H184L183 241L181 242V240L180 239H176V237H171V235H167V234H162V233H160L158 230H156L155 229V227H152V229H147V228H145V227H147V226H145L144 227V225H143V227H144V229L142 228V227H139L138 225H137V223H135V221L132 219V217H131V215H130V213H128L129 211L122 205L121 207H123L124 208V210H122V209H120L119 210V215H120V217H117V220H115V221H117L118 223L120 222L121 223V219H123V221H125L124 222V226H117L118 225V223L117 222H114V221H108L107 220V218L106 219H104L105 218V216H104V218H102V222H100V223H102V224H100V228H109V229H112V228H114L115 230H125V229H130V228H140L142 231L140 232L141 233V235L143 236H156L157 237V239H158V241H160L161 240V242H164L165 241V244L164 243H162V244H164L165 246H167V247H165L164 246V248H166V250L170 253V254H172V253H178V254H181L182 252L181 251H183V250H185L186 252H188V253H186V254H190V250H191V253H193L194 252V250H195V252H197V251H199V252H201V253H203L202 251H204V252H206L207 250H208V248L209 247H211L212 245H213V243H214V241H215V238L216 239H218V240H220L221 239V241L222 240H224V239H226L227 238V236L226 235H230V236H238L239 235V237H241V239H238L237 238V241L238 240H240L239 242H241L242 240H250V239H255V240H259L258 238L260 237V235H264V229H263V232L261 231V232H257V228H256V226L257 227H262V226H264V202H263V200L264 199H259L258 200V203L255 205V206H248L247 205V201H246V199H247V190H248V188L250 187L249 185H248V182H250V181H252V182H258V183H260L259 181H261L262 179V176L263 175H261V176H256L257 175V173H252V172H250L249 174H246V173H244L242 176ZM239 176V173H238V175L236 174V178ZM77 178H78V181H76L77 180ZM143 178V179H142ZM73 179V180H72ZM140 179H138V181H139V183L141 184V185H143V187H142V192L141 193H139V195H138V197L136 198L137 199V201H135L136 202V204H139L138 206L140 207V208H142V210L139 208V220L141 221L142 219L144 220V218L146 217V215H145V213H149V214H152V217H154L155 219H159L160 217L157 215V213H154V211H153V208H152V205H147V204H145V205H147V206H145L144 204H142L141 205V203L140 202H142V200L144 199V194L145 193H147V187H146V182L145 183H141L140 182ZM248 179V180H247ZM73 181V182H71V181ZM88 180V181H87ZM250 180V181H249ZM68 181V182H67ZM75 181V182H74ZM82 181V182H81ZM108 181V182H107ZM132 182V185H131V182ZM76 182H78L77 184H76ZM87 183V184H85V183ZM96 182V183H95ZM101 182L103 183V185H101ZM112 182V183H111ZM117 182V183H116ZM69 183H74V187L71 185V184H69ZM91 183H94L92 186H89V185H91ZM127 183H128V185H127ZM81 184V185H80ZM99 184H100V186L102 187V191L98 188L99 187ZM81 187V188H85L84 190L83 189H80L79 187ZM246 185V186H245ZM71 186H72V188H71ZM83 186V187H82ZM96 186V187H95ZM98 186V187H97ZM108 186H106V187H108ZM136 186V187H135ZM67 187V186H66ZM92 187V188H91ZM94 187V188H93ZM108 187V188H109ZM115 187V188H114ZM119 187V188H118ZM242 187V188H241ZM245 187H247L246 189H245ZM75 188V189H74ZM87 188V189H86ZM120 188H122V190H124L125 188V192L124 191H122V190H120V192L118 191V189H120ZM124 188V189H123ZM128 188V189H127ZM79 189V190H78ZM96 190V192H93V191H95ZM97 189H99L98 191H97ZM146 189V190H145ZM81 190V191H80ZM93 190V191H92ZM104 190L106 191L105 193H103L104 192ZM117 190V191H116ZM243 190V191H242ZM108 191V192H107ZM115 191V192H114ZM128 191V192H127ZM174 191V192H173ZM246 191V192H245ZM85 192V193H84ZM119 192V193H118ZM230 192H232L231 194H232V196H231V194H230ZM91 193V194H90ZM94 195H93V194ZM108 193V194H107ZM131 194L132 193V195H129V194ZM239 193V194H238ZM249 193H250V195L252 196V198L254 197V193L253 192H251V191H249ZM107 194V195H106ZM121 194V195H120ZM175 194V195H174ZM177 194H178V196H177ZM32 195H35L36 196V194H32ZM98 195H100L99 197H98ZM109 195V196H108ZM180 195V196H179ZM95 196V197H94ZM103 198H102V197ZM108 196V197H107ZM128 196V197H127ZM173 196V197H172ZM186 196V197H185ZM232 198H231V197ZM92 197V198H91ZM96 197H97V199H96ZM141 199H140V198ZM180 199H179V198ZM184 197H185V200H184ZM95 198V199H94ZM109 198V199H108ZM114 198H112V199H114ZM117 198V199H116ZM188 198V199H187ZM230 198V199H229ZM238 198H241V199H238ZM244 198V199H243ZM93 199V200H92ZM101 199H104V201L105 202H102L103 200H101ZM128 199V200H127ZM221 199V200H220ZM225 201H224V200ZM229 199V200H228ZM97 200H99V201H97ZM237 200V201H236ZM243 200V201H242ZM94 201V202H93ZM117 201V202H116ZM120 201V200H119ZM129 201V202H128ZM183 201V202H182ZM185 201V202H184ZM196 201V202H195ZM198 201H200V202H198ZM210 201V202H209ZM220 201V202H219ZM232 201V202H231ZM91 202V203H90ZM93 202V203H92ZM112 202V203H111ZM115 202V203H114ZM132 202H134V201H132ZM132 202H130L129 204H131V205H129L130 207H135V206H137L136 204H135V202L132 204ZM170 202H172L171 200H170ZM88 203H90V204H88ZM109 203V204H108ZM114 203V204H113ZM195 203V204H194ZM200 203H202V204H200ZM214 203H215V205H214ZM236 203V204H235ZM99 204H101V206L99 205ZM104 204V205H103ZM193 204H194V206L195 207H193ZM238 204V205H237ZM91 205V206H90ZM103 205V206H102ZM107 205H109V206H107ZM135 205V206H134ZM188 205V207H186V206ZM230 205V206H229ZM235 205V207H233ZM259 205H260V207H259ZM263 205V206H262ZM86 206H87V208H86ZM190 206V207H189ZM217 206V207H216ZM238 206H240V207H238ZM109 207V208H108ZM143 207H144V209H143ZM165 208H166V206H164ZM186 207V208H185ZM201 207V208H200ZM231 207V208H230ZM103 208V209H102ZM189 208V209H188ZM193 210V212H191L192 210ZM198 208V209H197ZM211 208V209H210ZM216 208V209H215ZM219 208V209H218ZM243 208V209H242ZM263 208V209H262ZM82 209L78 212V213H81V211H82ZM221 209V211H219ZM225 209V210H224ZM238 209V210H237ZM141 210V211H140ZM149 210H150V212H149ZM189 210H191V211H189ZM212 210H216V213L214 214V215H216V216H213V219L212 220H206V218H204L205 216H206V214L208 213V212H210V211H212ZM234 210H236V211H234ZM90 211V212H91ZM99 211H97V212H99ZM121 211V212H120ZM143 211V212H142ZM146 211V212H145ZM164 211H169V208L167 207V209L166 210H164ZM197 211H198V213L199 214H197ZM223 211V212H222ZM227 211V212H226ZM238 211H239V213H241V214H239L238 213ZM115 212V211H114ZM184 212V213H183ZM191 212V213H190ZM196 212V214L194 215V213ZM220 212H222L221 214H222V216H221V219L224 217V220H225V222L227 223V222H231L232 223V226L233 227H228V225L226 226V227H228V228H224V227H222L223 229H222V232L221 233H219V234H215L214 235V231H212L213 230V226L214 225H216L215 223L216 222H214V221H217V220H215L216 219V217H217V214L218 213H220ZM231 212V213H230ZM96 213V212H95ZM204 213H205V215H204ZM237 213H238V215H237ZM144 214V215H143ZM212 214V213H211ZM239 217H237L236 215ZM36 215L37 216H39V213H36ZM41 215V214H40ZM65 215H67V214H65ZM122 215V216H121ZM198 215H200V216H198ZM203 215H204V217H203ZM208 215V214H207ZM98 216V215H97ZM97 216H95V217H97ZM191 216H193V217H191ZM197 216V217H196ZM202 216V217H201ZM144 217V218H143ZM200 217V218H199ZM214 217H215V219H214ZM47 218V217H46ZM197 218V219H196ZM202 218V219H201ZM204 218V219H203ZM58 220V219H57ZM57 220L55 221V224L54 225H56L57 224ZM105 220V221H104ZM106 220H107V222H106ZM133 220V221H132ZM142 220V221H143ZM206 220V221H205ZM214 220V221H213ZM213 221V222H212ZM212 222V223H211ZM225 222H223V223H221L222 225L224 224H226ZM88 223H93L92 221H88ZM107 225H106V224ZM114 223V224H113ZM117 225H116V224ZM125 223H126V225H125ZM208 223V224H207ZM59 224V223H58ZM87 224V223H86ZM214 224V225H213ZM239 224V225H238ZM134 225H136V226H134ZM223 225V226H224ZM238 225V226H237ZM105 226V227H104ZM112 226V227H111ZM130 226V227H129ZM212 226V227H211ZM216 226H219V225H216ZM111 227V228H110ZM117 227V228H116ZM211 227V228H210ZM55 229H56V227H54ZM99 228V227H98ZM122 228H124V229H122ZM138 228V229H139ZM151 228V227H150ZM232 228V229H231ZM190 229V228H189ZM151 230V231H150ZM155 230V231H154ZM223 230H224V232H223ZM225 230L227 231V234H226V232H225ZM212 231V232H211ZM232 231V232H231ZM234 231V232H233ZM110 232V231H109ZM125 231H121L120 233H122V234H124V236H120V237H117L116 236V239H120L121 238V240L123 239V241H125V242H127V243H135L136 241H140V240H142V239H140V237H142L140 234H139V236L140 237H138V234H131V235H128L129 233H124ZM153 232H155V233H153ZM229 232V233H228ZM143 233V234H142ZM146 233V234H145ZM235 233V234H234ZM152 234V235H151ZM225 234V235H224ZM233 234V235H232ZM222 235V236H221ZM225 236V238H223L224 236ZM106 236H109V234H106ZM119 236V235H118ZM146 236V237H147ZM221 236V237H220ZM219 237V238H218ZM264 237V236H263ZM139 239V240H138ZM130 240V241H129ZM134 240V241H133ZM174 240H176V241H174ZM179 240V241H178ZM143 241V240H142ZM171 241V242H170ZM200 241V242H199ZM207 241H209L210 242V244H209V242H207ZM213 241V242H212ZM173 242V243H172ZM230 242V241H229ZM179 243V244H178ZM205 243H206V246H205ZM228 243V242H227ZM191 244V245H190ZM204 246H203V245ZM182 245V246H181ZM185 246H187V247H185ZM120 248V247H123V248H128V246L127 247H124L123 245H112V248L111 249H114V248ZM194 249H193V248ZM131 248H135V247H132L131 246ZM148 249H153V247H147ZM170 248V249H169ZM206 248H207V250H206ZM109 249V248H108ZM121 250H124V249H121ZM171 252H170V251ZM260 250H261V248L259 249V252H260ZM174 251V252H173ZM193 251V252H192ZM256 254V256H255V259H250V261L248 260H246L247 262H250V264H251V261H254V260H256V262H254L255 264L256 263H258L257 262V260L258 261H261L262 260V257L263 256H260V255H258V254H260V253H258V250H257V252H255ZM250 254V253H249ZM246 261H244L243 260V263L244 262H246ZM0 264H8V263H0ZM126 264H128V263H126ZM133 264V263H132Z\"/></svg>","mask_w":264,"mask_h":264}]
</instances>
